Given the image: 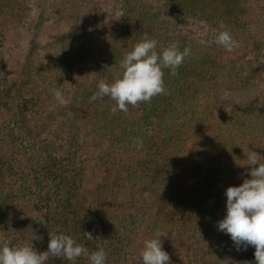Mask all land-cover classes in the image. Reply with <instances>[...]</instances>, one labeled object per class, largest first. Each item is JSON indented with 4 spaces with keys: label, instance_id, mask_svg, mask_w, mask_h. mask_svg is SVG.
I'll return each mask as SVG.
<instances>
[{
    "label": "trees",
    "instance_id": "trees-1",
    "mask_svg": "<svg viewBox=\"0 0 264 264\" xmlns=\"http://www.w3.org/2000/svg\"><path fill=\"white\" fill-rule=\"evenodd\" d=\"M15 1L17 0H0V11L2 9L14 11ZM112 2L120 6L122 15L119 19L114 17L117 21L108 23L104 28L105 34L99 35V38H94L99 26L84 28V24L91 21L87 14L78 18L82 22V27H72L58 37L59 40L63 38L68 41L67 45H70L68 48L72 49L66 50L63 60L60 61V67L63 68V70L59 68L61 73L69 66L80 64L88 69L87 75L92 67H95V70L100 71L99 76L111 83L114 73L120 70L119 64L125 54L145 37L158 41V51L161 47L176 42L181 50L189 48L190 55L177 69L176 75H171L170 69H164L165 94L153 97L150 103L142 102L135 107L128 105V110L132 108L133 113L119 110L113 113L115 102L107 96L90 101L93 94L98 91L95 85L100 80L90 86L88 77L84 82L86 86H83L82 90H75L73 103H70L66 111L70 112L71 109L73 113L77 111L81 98L88 104L85 116L78 126L80 133L85 135L82 136L84 149L91 146L93 140L104 142L111 139L112 142L129 147L130 160H124L128 170L124 164H120L118 174H113L111 181V187L115 189L119 199L113 202V206L119 201L117 205L122 213L123 203L129 200L132 194L126 196V200L122 199L121 194L129 193V189L135 192L136 188L142 199L149 202L151 206L149 214L167 217L158 224L160 230L166 231L165 225L169 221L170 229L172 226L174 229L184 231L185 234L182 236L184 238L180 236L177 241L176 238H172L169 250H165L169 253L170 264H187L188 258L192 256L190 250H194L199 241L204 246L207 242V254L213 264H228V256L218 251L217 244L212 247L209 242L220 237L226 242L224 249H230L233 244L230 235L218 230V222L227 212L225 204L227 187L239 186L244 179L250 178V167L246 165L245 154L250 150L257 151L262 158L261 162H264V98H255L247 102L241 95L237 99L236 112L224 110L222 116L216 115L221 114L217 102L222 103L226 98L240 95L243 90L254 94L259 83L254 81V77L242 76L243 78L239 80L240 87L232 90L229 95H224L223 91L231 89L229 84L234 83L229 82V73L234 67L229 68V63L216 53H206L201 42L189 40L190 35L187 31L195 29L196 22L200 21L204 23L199 31L207 30V33L214 35L218 33L217 28L223 22L232 36L253 38L250 19L247 17L248 2L247 0H112ZM102 7L98 9V13L104 14L106 10ZM260 8L263 15L260 31L264 35V0ZM94 17L96 18L97 14H94ZM78 19L71 23L77 22ZM100 22L104 25L102 19ZM104 39L106 42L97 41L96 45H91V42L89 44L79 42ZM252 44L257 52V42L254 41ZM72 51L76 54L71 53ZM219 53L221 55V51ZM240 69L244 71V65H241ZM251 83H254L252 87ZM16 93V105L7 119L8 122L15 121L13 116L19 111H24L26 115L27 109L32 110L38 105L36 98L33 100V97L26 96L22 86L16 89ZM93 102L95 105H92ZM26 119L30 125L31 121L34 122L27 115ZM29 124H23L21 128L12 125L11 134L15 139L8 138L6 142L0 143V236L10 237L13 245L24 242L33 244L30 240L32 235L28 234L27 228L37 225L40 236L38 244L33 246L43 252L48 248L52 221V213L46 199L40 193L43 185L42 173L48 166L39 170L33 169L34 164L23 165L20 162L25 154L27 156L34 154L35 149L39 150L38 147L44 149ZM55 124L49 123L51 128H54ZM84 149L83 151H86ZM90 159L91 157L87 158L85 153L82 163L86 164ZM29 181L30 184L27 185ZM215 188L219 190L218 193L214 191ZM135 199L138 201L137 194L133 200ZM27 210H33L34 213L29 215ZM65 210L63 208L61 211H52L54 215L66 213V216L68 212ZM116 210L118 211L117 208ZM41 218L45 219L47 224L40 223ZM81 225L69 226L66 234L92 251L96 250L97 246L103 247L107 254V264H135L137 257H134L133 251L128 253L125 248L130 245L131 237L125 243L126 236L121 234L122 242L110 248L109 244L104 246L101 241L105 229L102 221L100 224L89 222L79 229ZM141 229L139 227L138 231ZM197 231L203 233L195 235ZM84 232H91L94 239L88 241ZM133 242L134 240L131 244ZM121 245L125 252L120 251ZM84 258L81 256L72 262L90 264V261L88 259L84 261ZM248 259L256 264L252 253L246 256V260ZM70 262L50 257L46 264ZM249 262H246L245 258L242 261L237 258L233 264H250Z\"/></svg>",
    "mask_w": 264,
    "mask_h": 264
},
{
    "label": "rangeland",
    "instance_id": "rangeland-1",
    "mask_svg": "<svg viewBox=\"0 0 264 264\" xmlns=\"http://www.w3.org/2000/svg\"><path fill=\"white\" fill-rule=\"evenodd\" d=\"M247 2L246 6L249 10L247 17L250 19L249 25L254 36L248 38L233 35L237 44L232 51H227L215 43L217 34L207 33V30L199 31L204 22L197 21L195 29L187 31L190 35L189 40L201 42L206 53H216L229 63V68L234 67L229 73V82L234 83L229 84L231 89L223 91L224 95H229L232 90L240 87L239 80L242 76L254 77V81L259 83L258 90L256 89L254 94L243 90L240 95L226 98L222 103L217 102L216 105L220 108L221 114L216 115L219 116L223 115L224 110L236 112L237 99L241 95L246 98L247 102L255 98H264V35L260 31L261 21H263L260 7L263 0H247ZM97 4L105 8L104 14L98 13L101 6L96 7ZM2 10L0 11V143L6 142L8 138L15 139V136L11 134L12 125L21 128L23 124H29L26 115L34 120L29 126L34 130L35 136H38L41 145L48 153L42 147H38L39 150L35 149L34 154L31 153L28 156L25 154L20 162L23 165L34 164L32 165L33 169L39 170L48 166L42 173L43 185L40 193L46 199L52 213L51 230L57 234H66L69 226L75 227L82 224L80 229L89 222L100 224L102 221L105 226L101 239L103 245L109 244L110 248L112 245H118V242H122L120 241L121 234L126 236L125 243L131 237L130 245L125 248L128 253L133 251L132 254L137 257L135 264L143 262L142 259L140 260V252L144 241L155 238L157 232H168L167 236L161 237V240L164 250H169L171 239L179 240L180 236H184V231L174 229L172 226L170 229L169 221L165 225L166 231L160 230L158 224L167 217L149 214L151 206L147 200L142 199L136 188H134L135 192L129 189V193L121 194L124 200H126V196L132 194V198L129 197V200L122 201L124 202L122 213L117 205L119 201L115 203L116 206H113V202L119 199L115 189L111 187V181L113 174H118L120 164H124V160H130L129 147L125 144L112 142L110 138V141L104 142L93 140L92 145L84 149L82 136L85 135L80 133L78 126L85 116L88 104L84 103V98H81L77 111L74 113L73 109L70 112L66 111L70 107V103H73L75 90H82L83 86H86L84 82L87 77L90 80V86L97 80H101L102 77L99 76L100 71L94 69L95 67H92L87 75L88 69L80 64L69 66L64 73H61L60 69L63 70V68L60 67V61L63 60L65 51L72 49L68 48L70 47L67 45L68 41L63 38L59 40L58 37L72 27H82V22L78 18L80 15L87 14L91 21L86 22L84 28L99 26V31L94 37L97 39L105 34L104 28L108 23L117 21L114 17L120 18L122 15L120 6L112 0H17L14 11ZM94 14H97V19ZM77 19V22L71 23ZM101 19L104 25L100 24ZM221 30L220 27L217 28V32ZM97 41L106 42L105 39L79 40L80 43L89 44L91 42V45H96ZM254 41L257 42V52H255L256 47L252 44ZM73 47L75 46L73 45ZM71 53L76 54L75 51ZM241 65H244V71L240 69ZM253 85L254 83L250 84L251 87ZM21 86L24 88L26 96L33 97V100L37 99L38 105L32 110L27 109L28 114L26 115L24 111H19L16 116H13L15 121L8 122L7 119L17 101L16 89ZM95 86L97 88V83ZM56 89L62 91L67 103L60 104L55 99L54 91ZM128 111L133 113L132 108ZM50 122L56 123V126L51 128ZM85 153L87 158L91 157V159L83 164ZM124 167L128 170L125 164ZM29 184L30 181L27 182V185ZM214 191L218 193L219 190ZM136 194L138 201L133 200ZM225 198L227 200V197ZM63 208L68 212L66 216V213H62L60 216L54 215L53 211H61ZM27 212L29 215L34 213L33 210H27ZM139 227L142 228L140 231H138ZM27 232L32 235L31 242L37 245L40 236L39 227L37 225L29 226ZM202 233L197 231L195 235ZM133 240L134 242L131 244ZM206 243L204 246L199 241L195 249L190 250L192 256L188 258L187 264H213L207 254ZM225 243L220 237L209 242L212 247L217 244L218 251L228 256V264H233L237 258L239 261L245 258L246 262L250 261V264H254L250 259L246 260L249 253H252L254 257L255 248L253 246H248L246 249L241 246L238 250L233 242L230 249H224ZM123 245L119 246V249L125 252ZM85 260L87 258H84ZM70 264L75 263L71 261Z\"/></svg>",
    "mask_w": 264,
    "mask_h": 264
},
{
    "label": "clouds",
    "instance_id": "clouds-1",
    "mask_svg": "<svg viewBox=\"0 0 264 264\" xmlns=\"http://www.w3.org/2000/svg\"><path fill=\"white\" fill-rule=\"evenodd\" d=\"M215 43L227 51H232L237 42L223 22L219 25ZM158 41L145 37L128 51L120 61L119 71L114 73L111 83L100 80L98 91L90 101L110 97L114 102L113 113L118 110L127 112L128 105L150 103L152 98L165 94L164 69H170L171 75L190 55V49L181 50L176 42L157 50ZM54 97L60 104L67 103L62 91L56 89ZM250 178L244 179L239 186H229L225 191L226 215L218 222V230L232 238L239 250L241 246L255 248L256 264H264V162L257 151L246 154ZM42 224H47L43 218ZM168 232H157L155 238L144 241L140 252L143 264H170V256L163 248L162 236ZM88 241L93 240L91 232H84ZM49 243L46 251H38L33 244L24 242L13 245L10 237L0 236V264H46L50 257L75 261L83 256L90 264H107V254L103 247L92 251L68 234L49 231Z\"/></svg>",
    "mask_w": 264,
    "mask_h": 264
}]
</instances>
